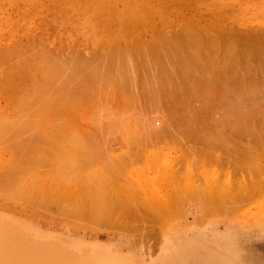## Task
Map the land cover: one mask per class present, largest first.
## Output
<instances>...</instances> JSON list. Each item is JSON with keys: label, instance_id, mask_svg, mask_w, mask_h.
Wrapping results in <instances>:
<instances>
[{"label": "rangeland", "instance_id": "374dc122", "mask_svg": "<svg viewBox=\"0 0 264 264\" xmlns=\"http://www.w3.org/2000/svg\"><path fill=\"white\" fill-rule=\"evenodd\" d=\"M263 40L264 0H0V122L12 124L16 119L18 109L12 102V99L16 97L14 91L20 87L22 89L27 86L32 87L34 80L31 84L28 80L36 79L37 75L38 81L42 79H39L41 76L39 72H42L39 71V66L45 62L42 58L47 57L53 60L52 57H54L57 63L60 60L56 64L54 60L46 59L51 62L45 63L47 68L43 64L44 68L40 69L45 71L52 68L53 70L45 72H52L55 75L59 73L60 78L63 79H61L64 87L62 89L67 92L62 91L64 94H60L61 99V95L66 96L63 97L65 100H62L64 108L54 112L55 115L52 113L53 116H47L48 120L45 124L42 123V126H36L33 129L30 127L21 136H12V134L10 136L8 133L9 139H6L7 136L4 135L7 142L0 138L3 144L5 143L4 146L0 144V181H2L0 182V264H264V114L262 113L264 112V98H262L264 89L260 87L261 89L257 90L259 85H264V70H261L264 69ZM192 47L193 52L198 49L196 53L199 62L195 61L194 57H197L193 55V52L192 55L188 54L191 53ZM178 48H182V52ZM176 50L179 51L178 55ZM229 53L232 59L228 56ZM8 55L10 57L15 55L14 61L20 65L21 69L17 64H13L15 62L12 61V57V60L10 57L9 60L6 59ZM172 56L176 59L171 60ZM179 57L190 60L183 61ZM34 60H37L36 64L41 61V64L37 66ZM246 60L250 61L249 65ZM101 61L104 63L101 64L102 66L99 65ZM9 62L10 64H6ZM11 62H13L12 65ZM180 63L183 67H180ZM186 64L191 65V68L188 67L191 69L188 70L190 73L185 69ZM193 64L196 65L195 68ZM148 65L149 69L152 67L151 74ZM232 65L233 69L236 68V73L232 72L234 71ZM251 65L254 67L250 69L248 66ZM79 66L80 68L77 69ZM255 66H259V69ZM82 67L87 68L86 72L83 70L82 73ZM170 67L172 69L169 70ZM243 67L249 68L251 76L248 69ZM32 69L37 71V73L33 71L36 75L32 74L35 78L26 77L25 74L30 76L33 73ZM173 69L175 77L171 76ZM243 69L247 70L246 74L249 76L245 75ZM126 70L128 74H123ZM147 70L150 75L146 74ZM154 70L156 74L153 73ZM197 70L199 73L195 72ZM231 72L235 75L234 77ZM228 73L231 74L228 75ZM253 74L254 78H251ZM182 76H185V79ZM206 76L210 77L211 81L214 80L213 85L211 81H208L209 78L206 80ZM227 76H229L228 79H225ZM244 76L247 77L244 78ZM83 77H86V81ZM97 79H101L100 82ZM235 79H239L236 81L240 82H236ZM249 79L251 82L248 81ZM28 82L30 85L27 84ZM42 82L43 80L39 84L42 85ZM246 82L252 88L257 85L258 88L255 87L257 91L253 93L252 88V91H248ZM146 83L148 84L145 86ZM233 83L237 86H232ZM185 85L189 87V91ZM192 86L193 88L190 89ZM209 86L212 87L208 88ZM245 86L247 88H244ZM209 89L212 91L207 92ZM109 91L113 94H109ZM239 91H246L247 96L245 97L246 94L243 95L241 92L243 97L239 98L238 96L241 95ZM237 92L239 94H236ZM248 92H252V96ZM101 93L103 99L99 96ZM256 97H260L261 103L260 99L256 100ZM245 98L248 102L251 101L249 98H252L251 107L255 103L253 107L255 109L259 102L258 118L249 119V110L247 113L244 112L248 106V102L247 104L243 102L247 101ZM237 109L239 112L241 109L243 113H240L241 115L247 114L248 121L245 120L247 119L245 115L246 122L242 120L244 117H240ZM131 111L132 113H128ZM250 112H252L251 109ZM25 113H31V109L26 110ZM81 116L83 118H80ZM57 121H60L58 125H61L54 127ZM242 122H245L246 126ZM238 124L242 126V129L240 125L237 126ZM253 124L258 126L255 127ZM228 125L231 126V130L227 129ZM233 125H236L235 128ZM243 126L247 127V131ZM148 128L150 133H153L152 136L154 132L162 131V134L149 137ZM158 128L160 130H157ZM65 129L72 134H66L68 139L72 138V141L64 135L66 132H62ZM142 129L144 133L147 132L146 136L144 133L141 134ZM187 129L189 130L186 131ZM233 129L237 131L233 133ZM52 130L57 131L55 134L57 136L52 134ZM0 131L4 132L3 129ZM35 131L40 132L39 136L36 133L37 138L29 134ZM139 131L141 133H138ZM209 132H211L210 136H208ZM1 133L0 137H3ZM180 133L183 134H181L182 137ZM240 133L244 135L240 136ZM58 135L61 136L58 137ZM212 135H217L219 139L215 137L216 140ZM25 136L29 138L28 141L25 140L27 144L30 139L37 140L35 142L31 140L27 146L24 145V148H27L24 152L21 145ZM73 138L76 139L73 141ZM11 139L21 142L17 141L16 145L14 141H12L14 143L11 142ZM73 142L76 144L80 142L79 146ZM210 142L216 146L207 147ZM32 143L35 145L33 146ZM203 143L209 144L205 146ZM80 144H83L82 149ZM223 144L228 145L227 149ZM234 144L240 146L242 151L238 148L239 151L237 150L236 153L237 147ZM85 147L92 152L84 149ZM214 147L218 148L215 150ZM31 148L35 149V153L30 152ZM78 148L82 151L80 154ZM200 148L202 152L204 151L203 153L199 150ZM86 150L90 153L89 155H83ZM36 151L38 154L41 153L40 156ZM26 155H35L36 158L30 157V161L24 162L26 167H22L24 158H29ZM87 156L94 157L95 161L92 159L94 161L92 162ZM226 156L230 161H227ZM32 158L35 160L33 161ZM39 161L40 163H37ZM241 163L243 166H239ZM19 168H31L28 174L21 172L24 175L22 180L20 179L22 175H18L23 169ZM16 172L17 175H15ZM32 174L35 176L34 179H37L34 182ZM77 175L79 176L76 179ZM26 177L29 178L26 179ZM28 179L31 180L28 181ZM58 179L62 182L60 183ZM21 182L28 186L24 185L25 188H22ZM29 185L34 187H30L33 189L34 197L32 193L30 194ZM20 186L22 189L18 190ZM174 187V191L176 188L179 189L176 191L178 194L173 192ZM26 188L28 192L25 191ZM189 188L192 189L191 193ZM200 188L207 189L206 191L202 189L205 191L202 192H208L209 196L200 194L202 193L198 192ZM21 190L24 192L21 193ZM246 190L249 191L246 192ZM41 191L43 193H40ZM25 192L26 197L23 196ZM211 193L213 201L209 200ZM18 194H21L23 198L15 200L14 197L19 198ZM241 194H244V197ZM39 195L44 198L38 197ZM198 195L204 198L209 197V199H203ZM173 197H176V200ZM183 199L184 202H182ZM211 201L216 204L217 209L211 207L214 206ZM204 208L208 210L205 211ZM149 210L154 213H150ZM97 214H99L98 217Z\"/></svg>", "mask_w": 264, "mask_h": 264}, {"label": "bare ground", "instance_id": "6f19581e", "mask_svg": "<svg viewBox=\"0 0 264 264\" xmlns=\"http://www.w3.org/2000/svg\"><path fill=\"white\" fill-rule=\"evenodd\" d=\"M194 31H196V30H194ZM205 31H206V30H205ZM183 33H184V32H183ZM195 33H198V32H195ZM188 34H189V32H188ZM207 34H208V30H207ZM190 35H191V34H190ZM205 35H206V34H205ZM209 35H210V34H209ZM187 36H188V35H187ZM193 36H194V35H193ZM184 37H185V36H184ZM212 37H213V36H212ZM176 38H177V37H176ZM214 38H215V37H214ZM167 40H168V39H167ZM171 42H172V40H171ZM228 42H229V41H228ZM235 42H236V41H235ZM174 43H175V42H174ZM183 43H184V42H183ZM237 43H238V42H237ZM262 43L264 44V40H263ZM169 44H170V43H169ZM185 44H186V43H185ZM196 44H197V43H196ZM227 44H228V43H227ZM256 44H257V43H256ZM260 44H261V43H260ZM167 45H168V44H167ZM242 45H243V44H242ZM261 45H262V44H261ZM164 46H166V45H164ZM225 46H226V45H225ZM225 46H224V47H225ZM253 46H254V45H253ZM257 46H259V45H257ZM174 47H175V46H174ZM180 47H181V46H180ZM190 47H191V46H190ZM197 47H198V46H197ZM226 47H227V46H226ZM226 47H225V49H226ZM156 48H157V47H156ZM186 48H187V47H186ZM188 48H189V47H188ZM194 48H196V47H194ZM202 48H203V47H202ZM213 48H214V47H213ZM171 49H172V48H171ZM178 49L181 51L182 48H178ZM242 49H243V47H242ZM247 49H248V48H247ZM257 49H258V48H257ZM149 50H150V49H149ZM168 50H169V49H168ZM186 50H187V49H186ZM188 50H189V49H188ZM197 50H198V49H197ZM197 50H196V52H197ZM212 50H213V49H212ZM218 50H219V48H218ZM232 50H233V49H232ZM232 50H231V51H232ZM237 50H238V49H237ZM248 50H249V49H248ZM252 50H253V48H252ZM263 50H264V49H263ZM115 51H116V50H115ZM147 51H148V50H147ZM194 51H195V49H194ZM233 51H234V50H233ZM242 51H244V50H242ZM258 51H259V50H258ZM149 52H150V51H149ZM169 52H170V51H169ZM177 52H179V51L176 50V54H177ZM181 52H182V51H181ZM181 52H180V53H181ZM185 52H186V51H185ZM187 52H189V51H187ZM192 52H193V47H192L191 53L189 52L188 54H191V55H192ZM196 52H193V55L197 57V53H196ZM208 52L210 53L209 50H208ZM224 52H225V50H224ZM247 52H248V51H247ZM260 52H261V51H260ZM125 53H126V52H125ZM131 53L133 54L132 51H131ZM131 53H130V54H131ZM135 53H136V52H135ZM141 53H142V52H141ZM163 53H164V52H163ZM230 53H232V52H230ZM230 53H229V55H228L229 57L231 56ZM169 54H170V53H169ZM176 54H174V56H175ZM181 54H182V53H181ZM186 54H187V53H186ZM214 54H215V53H214ZM220 54H221V53H220ZM227 54H228V52H227ZM243 54H245V53H243ZM38 55H39V54H38ZM133 55H134V54H133ZM159 55H160V54H159ZM177 55H178V54H177ZM184 55H185V54H184ZM184 55H179V56H180V57H181V56L184 57ZM204 55H205V54H204ZM237 55H239V54L237 53ZM240 55H241V53H240ZM13 56H14V57L11 56L13 60L11 59L10 55H8V58L6 57V59L9 60V57H10V59H11L13 62H15V61H14V60H15V55H13ZM35 56H36V55H35ZM113 56H114V55H113ZM116 56H117V55H116ZM116 56H115V57H116ZM128 56H129V55H128ZM162 56H163V55H162ZM198 56H199V55H198ZM232 56H233V55H232ZM245 56H246V54H245ZM18 57H19V56H18ZM41 57H43V56H41ZM69 57H70V56H69ZM119 57H120V56H119ZM121 57H122V55H121ZM129 57H130V56H129ZM129 57H127V58L130 59ZM136 57H137V56H136ZM166 57H167V56H166ZM180 57H179V59H180ZM186 57H188V56L186 55ZM4 58H5V57H4ZM38 58L41 59L39 56H38ZM38 58H35V59H38ZM52 58H53V60H54V57H52ZM62 58H64V57H62ZM67 58H68V57H67ZM100 58H101V57H100ZM111 58H112V57H111ZM116 58H117V57H116ZM145 58H146V56H145ZM149 58H150V57H149ZM158 58H159V57H158ZM173 58L176 59V57H173V56H172V59H171V60H174ZM211 58H212V57H211ZM230 58H231V57H230ZM252 58H253V57H252ZM254 58L256 59V57H254ZM16 59H17V58H16ZM42 59H45V60H44L45 62L43 61V62H44V63H43L44 65H45V63H46V64H47V63L49 64V62L53 61L52 59H49V58L47 59V57L42 58ZM46 59H47V60H51V61H47ZM55 59H57V58H55ZM65 59H66V57H65ZM69 59H70V58H69ZM80 59H81V58H80ZM98 59H99V58H98ZM112 59H113V58H112ZM123 59H124V58H123ZM128 59H127V60H128ZM185 59L187 60L188 58H185ZM185 59L183 58V59H180V60H183V61H184ZM194 59H195V61H198V57H197V58L194 57ZM196 59H197V60H196ZM215 59H216V58H215ZM222 59H223V58H222ZM228 59H229V58H228ZM231 59H232V58H231ZM241 59H243V58L241 57ZM241 59H240V60H241ZM249 59L251 60L250 56H249ZM4 60H5V59H4ZM7 60H6V61H7ZM11 60H10V61H11ZM18 60H19V59H18ZM22 60H23V59H22ZM58 60H59V59H58ZM61 60H62V59H61ZM84 60H85V58H84ZM124 60H125V59H124ZM127 60H126V61H127ZM130 60H131V59H130ZM130 60H129V61H130ZM133 60H134V59H133ZM145 60H146V59H145ZM147 60H148V59H147ZM188 60H190V59H188ZM213 60H214V59H213ZM216 60H217V59H216ZM244 60H245V59H244ZM6 61H4V63H5ZM26 61H27V60H26ZM34 61H35V60H34ZM36 61H37V60H36ZM36 61L34 62L35 64H36ZM54 61H55V60H54ZM70 61H72V60L70 59ZM73 61H75L74 58H73ZM76 61H77V59H76ZM90 61H92V60H90ZM134 61H135V60H134ZM153 61H154V59H153ZM160 61H161V60H160ZM165 61H166V60H165ZM178 61H179V60H178ZM178 61H177V62H178ZM203 61H204V60H203ZM221 61H222V60H221ZM229 61H230V59H229ZM13 62H11V65H12ZM40 62H41V61H40ZM40 62H39V64H41ZM55 62H56V64H58V63L60 62V60H59L58 63H57V61H55ZM61 62H62V61H61ZM82 62H83V61H82ZM94 62H95V61H93V63H94ZM96 62H97V60H96ZM104 62H105V61H104ZM107 62H108V61H107ZM109 62H110V61H109ZM135 62H136V61H135ZM169 62H170V60H169ZM198 62H199V61H198ZM206 62H207V61H206ZM213 62H214V61H213ZM215 62H216V61H215ZM222 62H223V61H222ZM226 62H227V61H226ZM236 62H237V61H236ZM244 62H245V61H244ZM248 62H250V61H248ZM248 62H247V60H246V63H247V64H248ZM21 63L23 64V61H21ZM73 63H74V62H73ZM75 63H76V62H75ZM102 63H103V62L101 61V62L99 63V65H101ZM117 63H118V62H117ZM132 63H133V62H132ZM153 63L155 64V62H153ZM171 63H173V62H171ZM171 63H170V64H171ZM178 63H179V62H178ZM192 63H193V61H192ZM192 63H191V64H192ZM224 63H225V62H224ZM239 63H240V62H239ZM239 63H238V64H239ZM251 63H253V62H251ZM255 63H256V62H255ZM6 64H10V62H9V63H6ZM13 64H15V65L17 64V66L20 67V65H18V63H16V62L13 63ZM37 64H38V63H37ZM37 64H36V65H37ZM39 64H38V65H39ZM43 64H41L39 67H40V68H42V67L44 68V66H42ZM52 64H53V63H52ZM52 64H51V65H52ZM77 64H78V63H77ZM77 64H76V66H77ZM79 64H80V63H79ZM89 64H90V63H89ZM103 64H104V63H103ZM103 64H102V65H103ZM120 64H121V63H120ZM128 64H129V62H128ZM145 64H146V63H145ZM148 64H149V63H148ZM166 64L168 65L167 62H166ZM166 64H165V65H166ZM173 64H174V63H173ZM207 64H209V63L207 62ZM226 64H227V63H226ZM226 64H225L224 66H226ZM231 64H232V63H231ZM231 64H230V65H231ZM235 64L237 65V63H235ZM235 64H234V66H235ZM241 64H243V63H241ZM23 65H24V64H23ZM38 65H37V66H38ZM80 65H81V64H80ZM87 65H88V63H87ZM90 65H92V63H91ZM93 65H94V64H93ZM102 65H101V66H102ZM105 65H106V64H105ZM126 65H127V64H126ZM135 65H136V63H135ZM181 65H183V64L180 63V67H183V66H181ZM228 65H229V64H228ZM228 65H227V66H228ZM239 65H240V64H239ZM244 65H245V64H244ZM248 65H249V64H248ZM257 65H258V64H257ZM27 66H28V65H27ZM34 66H35V65H34ZM37 66H35V67H37ZM64 66H65V65H64ZM74 66H75V65H74ZM107 66H108V65H107ZM107 66H106V67H107ZM124 66H125V65H124ZM152 66H153V65H152ZM158 66H159V65H158ZM168 66H169V65H168ZM170 66H171V65H170ZM184 66H185V65H184ZM186 66H187V68H185V69L187 70V72L190 73V71H188V70H191V69H190V68H191V65H190V64H189V65L186 64ZM186 66H185V67H186ZM195 66H196V65L193 64V67H194V68H195ZM206 66H208V65H206ZM224 66H223V68H224ZM232 66H233V65H232ZM234 66L232 67V69L234 68ZM252 66L254 67V65H251V66H248V67H250V69H251V68H253ZM263 66H264V65H263ZM35 67H34V68H35ZM45 67H46V65H45ZM61 67H62V66H61ZM99 67H100V66H99ZM137 67H138V66H137ZM147 67H148V69H149L150 66L148 65ZM165 67H166V66H165ZM172 67H173V66H172ZM180 67H179V69H180ZM188 67H190V68H188ZM229 67H230V66H229ZM239 67H240V66H239ZM248 67H243V68H245V69L247 68V69H248V73H249V75L251 76ZM255 67H256V66H255ZM40 68H39V71L41 70V71L43 72L44 69L42 70V69H40ZM46 68H47V67H46ZM76 68H77V67H76ZM79 68H80V66H79L77 69H79ZM103 68H104V67H103ZM124 68H125V67H124ZM145 68H146V67H145ZM240 68H241V67H240ZM240 68H239V70H240ZM20 69H21V67H20ZM22 69H23V68H22ZM85 69L87 70V68L82 67V73H83V70H85ZM100 69H102V67H100ZM100 69H98V70H100ZM105 69H106V68H105ZM105 69H104V70H105ZM132 69H133V68H132ZM170 69H172V68L170 67L169 70H170ZM182 69H184V68H181V70H182ZM185 69H184L183 71H185ZM196 69H198V68L196 67ZM204 69H205V68H204ZM215 69H216V67H215ZM215 69H212V70H215ZM219 69H221V68H219ZM256 69H259V66H257ZM25 70H26V69H25ZM36 70H37V68H36ZM36 70H33V69H32V72H33V71H36ZM46 70L50 71V70H53V69L50 68V70H49V69H45V71H46ZM61 70H62V69H61ZM86 70H85V72H86ZM98 70H97V71H98ZM110 70H111V69H110ZM149 70H150V74H151V72H152V71H151V70H152V67H151V69H149ZM181 70H178V71H181ZM209 70H210V69H209ZM217 70H218V69H217ZM233 70H234V71H232V72H234V73L237 72V71L235 72L236 68L233 69ZM243 70H244V69H243ZM261 70H264V69H261ZM20 71H21V70H19V72H20ZM37 71H38V70H37ZM37 71H36V73H37ZM45 71H44L43 73H42V72H41V73L39 72V75H41V76H39V79L42 78L41 80H43L42 85H40V84H41V80H39V81L37 80V78H38L37 76H38V75L36 76V79L31 78L32 74L36 75L35 72L31 73L30 76H28L27 74L24 73V71H22V72L25 74L26 77H28V78L30 77V78H31V80H28V81L30 82V84L32 83V82H31L32 80H34V82H33L34 84L32 83V84H31L32 87H31V86H30V87L27 86L25 89H22V87H20V89H19V88H16V91H14L15 89L12 90V91H14L15 94H16V95H14V96H16V97L13 96L15 99H14V100L12 99V102H14V106H15V108L18 109V114H17V116H16V119L12 122V124L5 123V122H3V123L0 122V126H2V127H0V130L3 129V131H4V132L2 131L4 134L1 133V131H0V133L2 134L1 136H3V137H0V138L4 139V142L6 141V139H9V138H8V133H9L10 136H11V134H12V136H21V135H24V133L27 132V129H30V127L33 129V128L36 127V126H37V127H38V126H39V127L42 126V125H43L42 123L45 124V123L47 122V120H48V119H47V118H48L47 116L52 115V113L56 112L57 110H58V111H61V110H59L60 108H61V109L64 108V107H63V106H64V105H63V101H64L65 99H63V97H64L65 95H64V96L61 95L62 99L60 98V94H64V93H62V91H63V89H62V87H63V86H62V83H63L62 80H63V79L60 78V74H59V73H58V75H55V74H52V72H48V71L45 72ZM55 71H56V70H55ZM57 71H58V70H57ZM57 71H56V72H57ZM74 71H75V69H74ZM76 71H77V70H76ZM78 71H79V70H78ZM93 71H94V70H93ZM113 71H114V70H113ZM147 71H148V70H147ZM165 71H166V70H165ZM172 71H173V72H172L173 74L171 73V74H172L171 76L174 75V69H173ZM224 71H225V70H224ZM230 71H231V70H230ZM240 71H241V70H240ZM244 71H245V75H247V74H246V71H247V70H244ZM250 71H251V70H250ZM252 71H253V69H252ZM64 72H65V71H64ZM64 72H63V73H64ZM66 72H67V71H66ZM114 72H115V71H114ZM119 72H121V70H120ZM144 72H145V70H144ZM168 72L170 73L171 71H168ZM168 72H167V74H168ZM195 72L199 73L198 70L195 71ZM206 72H207V71H206ZM206 72H204V73H206ZM208 72H209V71H208ZM214 72H215V71H214ZM217 72H219V71H217ZM232 72H231V73H232ZM253 72H254V71H253ZM258 72H260V71H258ZM20 73H21V72H20ZM61 73H62V72H61ZM91 73L93 74V72H91ZM91 73H90V74H91ZM95 73H96V72H95ZM126 73H127V70H126V72L123 71V74H126ZM153 73L156 74L155 70H154ZM177 73H178V72H177ZM179 73H181V72H179ZM212 73H213V72H212ZM223 73H224V72H223ZM226 73H227V71L225 72L224 76L226 75ZM231 73H228V75L231 74ZM240 73H241V72H240ZM260 73H261V72H260ZM260 73H258V74H260ZM18 74H19V73H18ZM21 74H22V73H21ZM24 74H23V77H25ZM87 74H89V73H87ZM92 74H91V76H92ZM112 74H113V73H112ZM112 74H111V75H112ZM117 74H118V71H117ZM117 74H114V75L117 76ZM127 74H128V73H127ZM141 74H142V73H141ZM146 74L148 75V74H149V71H148V73H146ZM150 74H149V75H150ZM158 74H159V73H158ZM191 74H192V71H191ZM237 74H238V73H237ZM34 75H33L32 77L35 78ZM63 75H64V74H63ZM65 75H66V74H65ZM65 75H64V76H65ZM68 75H69V74H67V76H68ZM85 75H86V74H85ZM96 75H98V74H96ZM109 75H110V74H109ZM119 75H120V74H119ZM142 75H143V74H142ZM152 75H153V74H152ZM168 75H169V74H168ZM178 75H179V74H178ZM186 75H187V74L185 73V76H186ZM196 75H197V74H196ZM199 75H200V74H199ZM202 75H203V74H202ZM206 75H207V74H206ZM232 75H233V73H232ZM242 75H243V74H242ZM242 75H240V76H242ZM249 75H247V76H249ZM81 76H82V75H81ZM91 76H90V77H91ZM102 76H103V75H102ZM105 76H106V75H105ZM116 76H114V77H116ZM134 76H135V75H134ZM158 76H159V75H158ZM185 76H182V78L184 77V79H185ZM210 76H211V74H210ZM234 76H235V75H233V77H234ZM247 76H244V78L247 77ZM21 77H22V76H21ZM56 77H57V79H56ZM68 77H69V76H68ZM98 77H99V76H98ZM111 77H112V76H111ZM121 77H122V75H121ZM121 77L118 76V78H120V79H121ZM126 77H128V76H126ZM150 77H151V76H150ZM159 77H161V76H159ZM167 77H168V76H167ZM173 77H175V75H174ZM197 77H198V76H197ZM228 77H229V76H227V78L225 77V79H228ZM58 78H60V79H58ZM83 78H84V80H85L86 77H83ZM92 78H93V77H92ZM94 78H95V77H94ZM94 78H93V79H94ZM103 78H104V77H103ZM112 78H113V77H112ZM129 78H130V77H129ZM151 78H152V77H151ZM163 78H165V77H163ZM180 78H181V77H180ZM208 78H209V80H208ZM235 78H236V77H235ZM239 78H241V77H239ZM251 78H254V74H253V77H251ZM23 79H24V78H23ZM61 79H62V80H61ZM93 79H90V80H93ZM101 79H102V78H101ZM101 79H100V80H101ZM109 79H110V78H109ZM184 79H183V80H184ZM215 79H216V78H215ZM217 79H218V78H217ZM98 80H99V79H97V81H98ZM100 80H99L98 82H100ZM105 80H106V79H105ZM123 80H124V79H123ZM126 80H127V79H126ZM136 80H137V79H136ZM142 80H143V79H142ZM146 80H147V77H146ZM152 80H153V79H152ZM152 80H151V81H152ZM164 80H165V79H164ZM199 80H200V79H199ZM203 80H204V79H203ZM203 80H202V81H203ZM206 80L211 81L210 77H207V76H206ZM231 80H232V79H231ZM231 80H230V82H231ZM236 80H239V79H235V81H236ZM242 80H243V79H242ZM252 80H254V79H252ZM35 81H36V83H35ZM72 81L74 82V80H72ZM85 81H86V80H85ZM94 81H95V80H94ZM121 81H122V80H121ZM127 81H128V80H127ZM131 81H132V79H131ZM131 81H130V82H131ZM151 81H150V82H151ZM154 81H155V79H154ZM160 81H161V80H160ZM162 81H163V80H162ZM170 81H171V80H170ZM177 81H178V80H177ZM190 81H191V80H189V82H190ZM213 81H214V80H212L211 83H212ZM216 81H217V80H216ZM218 81H219V80H218ZM223 81H224V80H223ZM243 81H244V80H243ZM248 81H250V79H249ZM29 82H28L27 84H29ZM64 82H66V81H64ZM80 82H81V81H80ZM98 82H97V83H98ZM101 82H102V81H101ZM113 82H114V81H113ZM113 82H112V85H114ZM115 82H116V81H115ZM115 82H114V83H115ZM119 82H120V81L118 80V83H119ZM123 82H126V81H123ZM130 82H129V84H130ZM144 82H145V81H144ZM166 82H167V81H166ZM194 82H195V81H194ZM226 82H227V81H226ZM236 82H240V81H236ZM250 82H251V81H250ZM22 83H23V81H22ZM24 83H25V82H24ZM39 83H40V84H39ZM74 83H75V82H74ZM78 83H79V82H78ZM81 83H83V82H81ZM85 83H86V82H85ZM88 83H89V82H88ZM141 83H142V82H141ZM157 83H158V82H157ZM157 83H155V84L157 85ZM162 83H163V82H162ZM162 83H161V84H162ZM170 83H171V82H170ZM176 83H178V82H176ZM179 83H180V82H179ZM214 83H215V82H214ZM228 83H229V82H228ZM228 83H227V84H228ZM25 84H26V83H25ZM30 84H29V85H30ZM37 84H38V85H37ZM67 84H68V81H67ZM106 84H107V83H106ZM106 84H105V85H106ZM109 84H110V82H109ZM127 84H128V83H127ZM138 84H139V83H138ZM147 84H148V83H146L145 86H146ZM153 84H154V83H153ZM153 84H152V85H153ZM164 84H165V83H164ZM167 84H168V83H167ZM167 84H165V85H167ZM192 84H193V83H192ZM192 84H190V85H192ZM215 84H216V83H215ZM225 84H226V83H225ZM245 84H246V86L249 87V85H247V82H246ZM248 84H249V82H248ZM253 84H254V82H253ZM23 85H24V84H23ZM33 85H34V86H33ZM78 85H79V84H78ZM78 85H77V86H78ZM119 85H120V84H119ZM142 85H144V84H142ZM181 85H183V84H181ZM212 85H213V83H212ZM233 85H234V86H237L235 83H233L232 86H233ZM242 85H243V84H242ZM25 86H26V85H25ZM66 86H67V85H66ZM79 86H80V85H79ZM116 86H117V84H116ZM123 86H124V85H123ZM128 86L130 87V85H128ZM157 86H158V85H157ZM172 86H173V85H172ZM185 86H186V85H185ZM229 86H231V85L229 84ZM243 86H244V85H243ZM243 86H242V87H243ZM246 86H245L244 88H247ZM14 87H15V86H14ZM34 87H36V88H34ZM70 87H71V86H70ZM70 87H69V88H70ZM101 87H102V86H101ZM106 87H107V86H106ZM113 87H114V86H113ZM152 87H153V86H152ZM154 87H155V85H154ZM183 87H184V86H183ZM206 87H207V85H206ZM206 87H205V88H206ZM211 87H212V86H209L208 88H211ZM215 87H216V86H215ZM255 87L258 88V86L255 85L253 88H252V86H251V87H249V88H247V89H249L248 91H252V90L254 89V90H253V93H255L257 90L259 91L261 88L264 89V85H263V84H262V86L259 85V89L256 88L257 90L255 89ZM260 87H261V88H260ZM27 88H29V90H28ZM30 88H31V89H30ZM33 88H34V89H33ZM63 88H64V87H63ZM96 88H97V87H96ZM96 88H95V89H96ZM102 88H103V87H102ZM102 88H101V89H102ZM120 88H121V86H120ZM135 88H136V87H135ZM172 88H173V87H172ZM175 88H176V87H175ZM184 88H185V87H184ZM186 88H187V86H186ZM186 88H185V89H186ZM188 88H189V87H188ZM188 88H187V89H188ZM191 88H193V86L190 87V89H191ZM196 88H197V87H196ZM221 88H222V87H221ZM223 88H224V87H223ZM223 88H222V89H223ZM238 88H239V87H238ZM240 88H241V85H240ZM251 88H252V90H251ZM12 89H13V88H12ZM65 89H66V87H65ZM71 89H72V88H71ZM83 89H84V88H83ZM105 89H106V88H105ZM114 89H115V88H114ZM114 89H112V90H114ZM130 89H131V88H129V90H130ZM148 89H149V88H148ZM157 89H159V88H157ZM157 89H155V90H157ZM166 89H167V88H166ZM169 89H170V88H169ZM182 89H183V88H182ZM206 89H207V88H206ZM212 89H213V88H212ZM222 89H221V90H222ZM224 89H225V88H224ZM242 89H243V88H242ZM242 89H241V90H242ZM247 89H245V90L247 91ZM69 90H70V89H69ZM87 90H88V89H87ZM99 90H100V89H99ZM162 90H163V89H162ZM255 90H256V91H255ZM78 91H79V90H78ZM117 91H118V90H117ZM122 91H123V90H122ZM169 91H170V90H169ZM179 91H180V90H179ZM188 91H189V89H188ZM188 91L185 90V92H187V93H188ZM200 91H201V90H200ZM206 91H207V90H206ZM210 91H212V90L209 89L207 92H210ZM226 91H227V90H226ZM243 91H244V90H243ZM243 91H241V92H243ZM246 91L242 93L243 95H244V93L246 94L245 97L247 96V92H246ZM63 92H66V91L64 90ZM76 92H77V91H76ZM76 92H75V94H76ZM84 92H85V91H84ZM100 92H101V91H100ZM109 92H110L109 94L112 93L111 91H109ZM128 92H129V91H128ZM213 92H214V90H213ZM221 92H224V91H221ZM221 92H220V93H221ZM239 92H240V91H239ZM241 92H240V94H241ZM66 93H67V92H66ZM78 93H79V92H78ZM97 93H98V92H97ZM104 93H105V92H104ZM107 93H108V92H106V94H107ZM135 93H136V92H135ZM151 93H152V91H151ZM154 93H155V91H154ZM159 93H161V92L159 91ZM170 93H172V92H170ZM226 93H227V92H226ZM232 93H233V92H232ZM232 93H231V94H232ZM248 93H250L249 95L252 96V92H248ZM259 93H260V92H259ZM259 93H257V94L259 95ZM262 93H263V90H262ZM262 93H261V94H262ZM99 94H100V93H99ZM109 94H108V95H109ZM112 94H113V93H112ZM196 94H197V92H196ZM198 94H199V93H198ZM236 94H239V93L237 92ZM242 94H241L240 96H238V97H239V98L243 97ZM257 94H256V95H257ZM12 95H13V94H12ZM155 95H156V94H155ZM166 95H167V94H166ZM212 95H213V94H212ZM232 95H233V94H232ZM254 95H255V94H254ZM258 95H257V96H258ZM262 95H263V94H262ZM99 96H101V98H102V93H101V95H99ZM104 96H105V95H104ZM122 96H123V95H122ZM129 96H130V95H129ZM147 96H148V95H147ZM159 96H160V95H159ZM199 96H200V95H199ZM202 96H203V95H202ZM228 96H229V95H228ZM230 96H231V95H230ZM233 96H234V95H233ZM65 97H66V96H65ZM120 97H121V96H120ZM170 97H171V96H170ZM170 97H169V98H170ZM178 97H179V96H178ZM200 97H201V96H200ZM234 97H235V96H234ZM248 97H249V96H248ZM261 97H262V96H261ZM103 98H104V97H103ZM103 98H102V99H103ZM121 98H122V97H121ZM128 98H129V97H128ZM151 98H152V96H151ZM190 98H191V97H190ZM194 98H195V97H194ZM231 98H232V97H231ZM256 98H257V97H256ZM262 98H264V96H263ZM82 99H83V98H82ZM107 99H108V98H107ZM118 99H119V98H118ZM131 99H132V98H131ZM156 99H157V98H156ZM166 99H168V98H166ZM200 99H202V98H200ZM203 99H204V98H203ZM225 99H226V98H225ZM227 99H228V97H227ZM245 99L247 100V98H245ZM259 99H260V97L257 98L256 100H259ZM62 100H63V101H62ZM67 100L70 101V99H67ZM67 100H66V101H67ZM79 100H80V99H79ZM124 100H126L125 97H124ZM137 100H138V99H137ZM172 100H173V99H172ZM179 100H180V99H179ZM219 100H220V99H219ZM231 100H232V99H231ZM237 100H238V99H237ZM241 100H242V99H241ZM250 100L252 101V98H249V101H250ZM262 100H263V99H262ZM66 101H65V102H66ZM71 101H72V100H71ZM73 101H74V97H73ZM73 101H72V102H73ZM86 101H87V100H86ZM106 101H107V100H106ZM194 101H195V100H194ZM200 101H201V100H200ZM220 101H221V100H220ZM222 101H223V100H222ZM251 101H250V102H251ZM254 101H255V100H254ZM259 101H260V103H261V99H260ZM72 102H71V103H72ZM79 102H80V101H79ZM82 102H83V101H82ZM132 102H133V101H131V103H132ZM135 102H136V101H135ZM135 102H134V103H135ZM154 102H155V100H154ZM226 102H227V101H226ZM228 102H229V101H228ZM234 102H236V101H234ZM243 102H244V104H247L248 100H247V101H243ZM243 102H242L241 104H243ZM245 102H246V103H245ZM250 102H248V106H246L247 108L244 109V112L246 111L245 113H247V111L249 110V113H250V114H248V115H249L250 117H249V116H248V117H249V119L252 118V120H254V119H256V118L259 117V112H257V109H258V105L260 106V104H259V102L257 103V101H256V103H257V107H256V109H255V108H253V107H255V106H254L255 103L253 102V103H254V104H252L253 107H251V103H250ZM262 102H263V101H262ZM76 103H77V102H76ZM76 103H75V104H76ZM86 103H87V102H86ZM134 103H133V104H134ZM148 103H149V102H148ZM203 103H204V102H203ZM210 103H211V102H210ZM218 103H219V102H218ZM232 103H233V102H232ZM69 104H70V103H69ZM97 104H98V103H97ZM126 104H127V103H126ZM137 104H138V103H137ZM150 104H151V103H150ZM150 104H149V105H150ZM224 104H225V103H224ZM230 104H231V103H230ZM237 104H239L238 101H237ZM85 105H89V104H85ZM101 105H103V104H101ZM120 105H121V104H120ZM155 105H156V104H155ZM155 105H154V106H155ZM157 105H158V104H157ZM201 105H202V104H201ZM227 105H228V104H227ZM234 105L236 106V103H235ZM249 105H250V107H249ZM65 106H66V105H65ZM75 106H76V105H75ZM131 106H132V105H131ZM159 106H160V105H159ZM187 106H188V105H187ZM222 106H223V105H222ZM224 106H225V105H224ZM237 106L239 107V105H237ZM132 107H133V106H132ZM238 107H235V108H238ZM248 107L251 109L252 112H250V109H249ZM75 108H76V107H75ZM75 108H74V109H75ZM77 108H78V107H77ZM133 108H134V107H133ZM156 108H157V107H156ZM160 108H161V107H160ZM221 108H222V107H221ZM230 108H231V107H230ZM232 108H234V107H232ZM260 108H262V107H260ZM260 108H259V109H260ZM263 108H264V104H263ZM263 108H262V109H263ZM28 109H31V113H25L26 110H28ZM97 109H98V108H97ZM103 109H104V108H103ZM121 109H123L122 106H121ZM125 109H126V108H125ZM150 109H151V107H150ZM198 109H199V108H198ZM223 109H224V107H223ZM253 109H254V110H253ZM98 110H99V109H98ZM98 110H97L96 112H98ZM119 110H120V107H119L118 111H119ZM195 110H197V109H195ZM219 110H220V107H219ZM227 110H228V109H227ZM233 110H234V109H233ZM239 110H240V112H239L238 109H237L238 113L240 114V113L243 111V107H242V111H241V109H239ZM121 111H122V110H121ZM160 111H161V110H160ZM173 111H174V110H173ZM204 111H205V110H204ZM223 111H224V110H223ZM225 111H226V110H225ZM235 111H236V110H235ZM255 111H256V112H255ZM260 111H261V110H260ZM63 112H64V110H63ZM87 112H90V111H87ZM119 112H120V111H119ZM157 112H158V111H157ZM216 112H217V111H216ZM231 112H232V111H230V113H231ZM61 113H62V112H61ZM64 113H65V112H64ZM128 113H132V111H131V112H128ZM227 113H228V112H227ZM238 113H237V114H238ZM255 113H256V114H255ZM257 113H258V115H257ZM262 113L264 114V112H262ZM122 114H123V113H122ZM169 114H170V113H169ZM239 114H238L237 116H239ZM241 114H243V113H241ZM241 114H240V117L243 118L245 114H244V115H241ZM252 114H253V116H251ZM54 115H55V113H54ZM70 115H72V114H70ZM123 115H125V114H123ZM134 115H136V114H134ZM151 115H152V114H151ZM208 115H209V114H208ZM220 115H221V114H220ZM223 115H224V114H223ZM235 115H236V113H235ZM235 115H233V116H234L235 119H236V116H235ZM52 116H53V115H52ZM79 116H80V115H79ZM79 116H78V117H79ZM137 116H138V114H137ZM139 116H140V115H139ZM141 116H142V115H141ZM158 116H159V115H158ZM233 116H232V117H233ZM242 116H243V117H242ZM246 116H247V114L245 115V117H246ZM257 116H258V117H257ZM46 117H47V118H46ZM94 117H95V116H94ZM149 117H150V116H149ZM180 117H181V116H180ZM191 117H192V116H191ZM214 117H216V116H214ZM232 117H230V118H232ZM245 117H244L242 120H244ZM254 117H255V118H254ZM74 118H76V117L74 116ZM80 118H83V117L81 116ZM80 118H79V119H80ZM136 118H137V117H136ZM170 118H171V116H170ZM223 118H224V117H223ZM238 118H239V117H238ZM246 118H247V117H246ZM137 119H139V118H137ZM188 119H189V118H188ZM62 120H63V118H62ZM97 120H98V119H97ZM149 120H150V118H149ZM149 120H148V121H149ZM169 120H170V119H169ZM240 120H241V119H239V121H240ZM245 120L248 121V118L245 119ZM245 120H244V121H245ZM142 121H143V120H142ZM153 121H154V120H153ZM160 121H161V119H160ZM170 121H171V120H170ZM187 121H188V120H187ZM236 121H237V120H236ZM236 121H235V122H236ZM59 122H60V121H59ZM59 122L57 121V124L55 123V124H54V127H55V125H58ZM137 122H138V120H137ZM151 122H152V121H151ZM175 122H176V121H175ZM180 122H181V121H180ZM180 122H179V123H180ZM198 122H199V121H198ZM245 122H246V121H245ZM245 122H242V123H244V125H245ZM258 122H260V121H258ZM258 122H257V123H258ZM146 123H147V122H146ZM153 123H154V122H153ZM162 123H163V122H162ZM162 123H160V124H162ZM192 123H193V122H192ZM231 123H232V122H231ZM249 123H250V122H249ZM255 123H256V122H255ZM140 124H141V123H140ZM150 124L152 125V123H150ZM158 124H159V123H158ZM164 124H165V123H164ZM175 124H176V123H175ZM177 124H178V122H177ZM177 124H176V125H177ZM187 124H188V123H187ZM189 124H190V123H189ZM229 124H230V121H229ZM232 124H233V123H232ZM235 124H237V122H236ZM247 124H248V122H247ZM261 124H262V123H261ZM60 125H61V124H59L58 126H60ZM141 125H142V124H141ZM182 125H184V124H182ZM239 125H240V124H238L237 126H239ZM253 125H255V124H253ZM253 125H252V126H253ZM144 126H145V125H144ZM152 126H153V125H152ZM152 126H151V127H152ZM191 126H192V125H191ZM193 126H195V125L193 124ZM229 126H230V125L227 126V129L229 130V128H230V130H231V126H230V127H229ZM235 126H236V125H233V128H235ZM240 126H241V125H240ZM245 126H246V125H245ZM245 126H243V128H245ZM256 126H258V125H255V127H256ZM259 126H260V123H259ZM148 127H149V126H148ZM157 127H158V126H157ZM161 127H162V126H161ZM161 127H160V128H161ZM262 127H263V126H262ZM61 128H63V127H61ZM144 128H146V127H144ZM144 128H143V129H144ZM160 128H158L157 130H160ZM169 128H170V127H169ZM177 128H178V126H177ZM186 128H187V127H185V129H186ZM193 128H194V127H193ZM239 128H240V127H239ZM239 128H238V129H239ZM246 128H247V127H246ZM246 128H245V129H246ZM66 129H67V128H66ZM66 129H65V131H63L64 129L62 130V132H64V133L66 132L64 135H66L68 132H70L69 130L66 131ZM143 129H142V131H143ZM150 129L153 130V128H150ZM181 129H182V128H181ZM190 129H191V127H190ZM221 129H223V128H221ZM236 129H237V128H236ZM240 129H242V126H241ZM5 130H6V131H5ZM137 130H138V129H137ZM140 130H141V129H140ZM147 130L149 131V128H148ZM147 130H146V131H147ZM167 130H168V129H167ZM173 130H174V129H173ZM188 130H189V129H187L186 131H188ZM219 130H220V129H219ZM223 130H225V128H224ZM233 130H234V129H233ZM261 130H262V129H261ZM263 130H264V129H263ZM154 131H155V130H154ZM171 131H172V130H171ZM186 131H185V134H186ZM192 131H193V130H192ZM211 131H212V129H211ZM235 131H237V130H234L233 133H235ZM243 131H245V130L243 129ZM246 131H247V129H246ZM248 131H249V130H248ZM5 132H6V133H5ZM56 132H57V131H56ZM56 132H54V131L52 130V134L54 133V136H57V135H55ZM144 132H145V131H143V132L141 133V131H139L138 133L143 134ZM199 132H200V131H199ZM220 132L222 133L221 130H220ZM258 132H259V131H258ZM32 133H33V134H32ZM36 133H37L36 131H35V132H29L30 135L36 136V138H37ZM133 133H134V132H132V134H133ZM148 133H149V135H148L149 137H150L151 134L153 135V133H152V132L150 133V131H149ZM156 133H158V132H156ZM156 133L154 132V136H160V135L162 134V131H161V132L159 131L158 135H156ZM160 133H161V134H160ZM167 133H168V132H167ZM170 133H171V132H170ZM172 133H174V132H172ZM183 133H184V131H183ZM190 133H192V132H190ZM202 133H203V132H202ZM209 133H210V134H209ZM209 133H208V134H209L208 136L211 135V132H209ZM238 133H239V132H238ZM238 133H236V135H237ZM243 133H244V132H243ZM243 133H242V134L240 133L239 135H240V136H241V135L243 136V135H244ZM248 133H249V132H248ZM37 134H38V136H39V135H40V132L37 133ZM69 134L72 135L71 133H68V135H69ZM141 134H140V135H141ZM159 134H160V135H159ZM168 134H169V133H168ZM181 134H182V133H180V136H181ZM185 134H184V135H185ZM187 134H188V132H187ZM205 134H206V132H205ZM260 134H261V131H260ZM260 134H259V135H260ZM4 135L7 136L6 139L4 138ZM64 135H63V136H64ZM68 135H66V137H67ZM144 135L146 136V135H147V132L144 133ZM144 135H141V137H142V136L144 137ZM152 135H151V136H152ZM163 135H164V133H163ZM165 135H166V132H165ZM169 135H170V134H169ZM172 135H173V134H172ZM182 135H183V134H182ZM247 135H248V134H247ZM247 135H246V136H247ZM251 135H252V134H251ZM59 136H61V135H58V137H59ZM137 136H139V135H137ZM137 136H136V137H137ZM154 136H152V137H154ZM178 136H179V135H178ZM188 136H189V134H188ZM212 136H213V135H212ZM255 136H256V135H255ZM25 137H26V136H25ZM25 137H24V138H25ZM58 137H57V138H58ZM134 137H135V136H134ZM171 137H172V136H171ZM181 137H182V136H181ZM184 137H186V135H185ZM184 137H183V138H184ZM213 137H214V138H215V137L218 138L217 135H216V136H213ZM235 137H237V136H235ZM238 137H239V136H238ZM238 137H237V138H238ZM249 137H250V136H249ZM16 138H17V137H16ZM16 138H15V139H16ZM24 138H23V139H24ZM174 138H175V137H174ZM176 138H177V136H176ZM216 138H215V139H216ZM250 138H251V137H250ZM254 138H255V137H254ZM2 139L0 140V141H1V143H0L1 145L3 144V140H2ZM17 139H18V138H17ZM20 139H21V141H22V138H20ZM26 139H27V141H28L29 138L26 137V138L24 139V141H25ZM67 139H68V137H67ZM71 139H72V138H71ZM71 139H68V140L72 141ZM74 139H76V138H73V141H74ZM215 139H214V140H215ZM218 139H219V138H218ZM252 139H253V138H252ZM252 139H251V140H252ZM257 139H258V138H257ZM31 140H32V142H35L37 139H36V140H35V139H30V142H29V143H31ZM212 140H213V139H212ZM216 140H217V139H216ZM220 140H222L221 137H220ZM225 140H228V139H225ZM225 140H224V141H225ZM255 140H256V139H255ZM7 141H8V140H7ZM7 141H6V142H7ZM12 141H14V142L16 143V145H17V141H18V143H19L20 140H16V141H15L14 139H11V142H12ZM21 141H20V142H21ZM24 141H23V143H22L23 145H21L23 148H24V145L27 146V145L29 144V143L27 144L26 141H25V142H24ZM63 141H65V140H63ZM194 141H195V140H194ZM253 141H254V140H253ZM14 142H12V143H14ZM76 142H77V141H76ZM76 142H73V143L76 144ZM211 142H212V141H211ZM211 142H210V145H207V144H209V143H207V144H206V143H205V144L203 143V144H204L205 146L207 145V147H208V146H211V145H212ZM220 142H221V141H220ZM222 142H223V140H222ZM24 143H25V144H24ZM70 143H71V142H70ZM79 143H80V142H78L76 145L79 146ZM196 143H197V141H196ZM201 143H202V142H201ZM226 143H228V145H229V141H227ZM230 143H231V142H230ZM4 144H5V143H4ZM4 144H3V146H4ZM9 144H11V143L9 142ZM33 144H34V143H32V145H33ZM203 144H202V145H203ZM214 144H216V143H214ZM232 144H233V142H232ZM1 145H0V146H1ZM18 145L20 146V144H18ZM32 145H31V146H32ZM34 145H35V144H34ZM34 145H33V146H34ZM71 145H72V143H71ZM80 145H81V144H80ZM218 145H220V144H218ZM223 145H224V144H223ZM228 145H226V146H228ZM234 145H235V147H237V149H235V150H236V153H237V150H238V148H239L240 146L238 147V146H236V144H234ZM11 146H13V144H11ZM26 146H25V147H26ZM82 146H83V144L81 145V149H82ZM86 146H87V145H86ZM93 146H94V145H93ZM195 146H197V145H195ZM195 146H194V147H195ZM212 146H216V145H212ZM212 146H211V147H212ZM221 146H222V143H221ZM224 146H225V145H224ZM224 146H223V149H224ZM226 146H225V148H226ZM241 146H242V145H241ZM15 147H16V146H15ZM75 147H76V146H75ZM197 147H199V145H198ZM218 147H219V146H218ZM218 147H214L213 149L216 150V148H218ZM229 147H232V146H229ZM235 147H234V148H235ZM253 147H254V146H253ZM23 148H22V149H23ZM29 148H30V147H29ZM29 148H28V149H29ZM56 148H57V147H56ZM202 148H203V147H202ZM204 148L206 149V147H204ZM232 148H233V147H232ZM232 148H231V149L229 148V149L232 150ZM240 148H241V147H240ZM240 148H239V149H240ZM243 148H244V147H243ZM254 148H255V147H254ZM38 149H39V148H38ZM73 149H74V148H73ZM76 149H77V148H76ZM76 149H75V150H76ZM79 149H80V148H78V150H79ZM84 149H87V147H85ZM219 149H220V147H219ZM226 149H227V148H226ZM244 149H245V148H244ZM246 149H247V148H246ZM25 150H27V148H26V149L24 148L23 151L25 152ZM30 150H32V151H30V152H34V151H35L34 148H31ZM87 150H88V151H89V150L91 151V149H87ZM87 150H86V153H88ZM92 150H93V149H92ZM199 150L201 151V148H200ZM203 150H204V149H203ZM220 150H222V148H221ZM220 150H219V151H220ZM230 150H229V151H230ZM233 150H234V149H233ZM240 150H241V149H240ZM38 151H40V150H38ZM43 151H44V150H43ZM80 151H81V150H79V154H80ZM84 151H85V150H84ZM206 151H207V149H206ZM222 151H223V150H222ZM238 151H239V150H238ZM241 151H242V150H241ZM244 151H245V150H244ZM36 152H37V151H36ZM69 152H70V151H69ZM81 152H82V151H81ZM91 152H92V151H91ZM201 152H202V151H201ZM203 152H204V151H203ZM203 152H202V153H203ZM223 152H224V151H223ZM232 152H233V151H232ZM232 152H231V153H232ZM34 153H35V152H34ZM42 153H43V152H42ZM70 153H71V152H70ZM86 153L83 154V155H89V154H90V153H88V154H86ZM225 153H228V152H225ZM240 153H241V152H240ZM37 154H38V152H37ZM37 154H35V155H37ZM40 154H41V153H40ZM40 154H38V155L40 156ZM61 154H62V153H61ZM94 154H95V152H94ZM206 154H207V153H206ZM233 154H234V153H233ZM35 155H33V156L26 155V156H29V158L26 157V159L24 158L23 162L21 161V162H22V164H21L22 167L25 166L24 162H28V161L31 160L30 157H33V158L35 157V158H36ZM65 155H66V154H65ZM75 155H76V153H75ZM91 155H92V154H91ZM95 155H96V154H95ZM222 155H223V154H222ZM224 155H227V154H224ZM229 155H231V154H229ZM242 155H243V152H242ZM39 156H38V157H39ZM47 156H48V155H47ZM47 156H46V157H47ZM92 156H93V155H92ZM97 156H98V155H97ZM236 156H237V155H236ZM44 157H45V156H44ZM48 157H49V156H48ZM72 157H73V156H72ZM75 157H76V156H75ZM87 157L90 158L92 162L95 161V160L93 159L94 157H93V158H91L90 156H87ZM95 157H96V156H95ZM33 158H32V159H33ZM40 158H41V157H40ZM61 158H62V157H61ZM66 158H67V157H66ZM225 158H227V156H226ZM29 159H30V160H29ZM79 159H80V158H79ZM83 159H84V158H83ZM92 159H93L94 161H93ZM227 159H228V158H227ZM231 159H232V158H231ZM34 160H35V159H33V161H34ZM55 160H56V159H55ZM70 160H71V159H70ZM73 160H74V159H73ZM225 160H226V159H225ZM251 160H252V157H251ZM40 161H41V160H40ZM40 161L37 162V163H40ZM45 161H46V160H45ZM48 161H49V160H48ZM50 161H51V160H50ZM56 161H57V160H56ZM71 161H72V160H71ZM80 161H82V160H80ZM85 161H86V160H85ZM85 161H84V162H85ZM91 161L89 160V162H91ZM227 161H230V160L228 159ZM247 161H248V160H247ZM21 162H20V163H21ZM41 162H42V161H41ZM58 162H59V159H58ZM66 162L70 163L69 161H66ZM66 162H65V163H66ZM73 162H74V161H73ZM75 162H76V161H75ZM242 162H243V161H242ZM50 163H51V162H50ZM52 163H54V162H52ZM56 163H57V162H55V164H56ZM86 163H87V162H86ZM232 163H233V162H232ZM12 164H13V163H11V165H12ZM43 164H44V163H43ZM48 164H49V162H48ZM78 164H79V163H78ZM83 164H85V163H83ZM245 164H246V163H245ZM70 165H71V164H70ZM76 165H77V164H76ZM9 166H10V165H9ZM12 166L14 167V165H12ZM17 166H18V164H17ZM50 166H51V165H50ZM74 166H75V165H74ZM77 166H78V165H77ZM225 166H226V165H225ZM236 166H238V165H236ZM239 166H243L242 163H241V165H239ZM10 167H11V166H10ZM25 167H26V166H25ZM59 167H60V166H59ZM71 167H72V166H71ZM234 167H235V166H234ZM247 167H248V166H247ZM11 168H12V167H11ZM35 168H36V167H35ZM8 169H9V168H8ZM8 169H6V170H8ZM19 169H23L24 171H23V170L19 171L20 173H19L18 176L22 175L21 172H23V173L26 172V173H27L28 170H31V168H28V169H26V168H19ZM19 169H18V170H19ZM63 169H64V168H63ZM74 169H75V167H74ZM83 169H84V168H83ZM243 169H244V168H243ZM245 169H246V168H245ZM248 169H249V168H248ZM6 170H5V171H6ZM10 170H11V169H10ZM80 170H81V169H80ZM5 171H4V172H5ZM40 171H41V170H40ZM67 171H68V170H67ZM76 171H77V170H76ZM246 171H247V170H246ZM6 172H7V171H6ZM9 172H10V171H9ZM9 172H8V173H9ZM17 172H18V171H17ZM17 172H16L15 175H17ZM62 172H63V171H62ZM68 172H69V171H68ZM248 172H249V171H248ZM60 173H61V172H60ZM63 173H64V172H63ZM65 173H66V172H65ZM24 174H25V173H24ZM27 174H28V173H27ZM27 174H26V175H27ZM29 174H31V173H29ZM56 174H57V173H56ZM56 174H55V175H56ZM79 174H80V173H79ZM242 174H243V173H242ZM26 175H25V176H26ZM32 175H33V174H32ZM60 175H61V174H60ZM83 175H84V174H83ZM83 175H80L81 178H82ZM12 176L14 177V175H12ZM23 176H24V175H22V178H20L21 180L23 179ZM27 176H29V175H27ZM41 176H42V175H41ZM78 176H79V175H77L76 179L78 178ZM249 176H250V175H249ZM16 177H17V176H16ZM30 177H31V175H30ZM34 177H35L34 175H33V178L31 177V178L33 179V182H34V180H37V179H34ZM4 178H6V176H5ZM7 178H8V177H7ZM17 178H18V177H17ZM24 178H25V177H24ZM27 178H29V177H26V179H27ZM38 178H39V177H38ZM40 178H41V177H40ZM56 178H57V177H56ZM81 178H80V179H81ZM83 178H84V176H83ZM26 179H25V181H26ZM59 179H60V178H59ZM59 179H58V181L60 182ZM63 179H64V177H63L61 180L63 181ZM70 179H71V175H70ZM73 179H74V178H73ZM76 179H75V180H76ZM18 180H19V179H18ZM29 180H31V179H28V181H29ZM38 180H40V179H38ZM56 180H57V179H56ZM81 180H82V179H81ZM81 180H79V181H81ZM6 181H7V180H6ZM62 181H61V182H62ZM66 181H67V180H66ZM0 182H2V181H0ZM8 182H9V181H8ZM19 182H20V181H19ZM30 182H31L30 184L32 185V184H33L32 181H30ZM61 182H60V183H61ZM75 182H77V180H76ZM249 182H250V181H249ZM9 183H10V182H9ZM17 183H18V182H17ZM27 183H28V182H27ZM78 183H79V182H78ZM240 183H241V182H240ZM240 183H239V184H240ZM3 184H5V183H3ZM6 184H7V183H6ZM21 184H22L23 186L25 185V183H22V182H21ZM10 185H11V183H10ZM31 185H29L28 188H30ZM241 185H242V184H241ZM245 185H247V184H245ZM5 186H6V185H5ZM23 186H22V188H25L26 185H25L24 187H23ZM27 186H28V185H27ZM27 186H26V187H27ZM33 186H34V185H33ZM243 186H244V185H243ZM15 187H16V186H15ZM17 187H18V185H17ZM177 187H178V186H177ZM239 187H241V186L239 185ZM244 187H245V186H244ZM244 187H243V189H244ZM20 188H21V186H20L19 188H17V189L19 190ZM22 188H21V189H22ZM28 188H26L25 191L28 192L29 190H31V191H30V194H31V193H32V190H33V189H31V188H34V187H31L29 190H27ZM178 188H180V187H178ZM249 188H250V187H249ZM8 189H9V188H7V190H8ZM15 189H16V188H15ZM17 189H16V191H17ZM174 189H175V187L173 188V192L178 194V192H176V191H179V189L176 188L175 191H174ZM180 189H181V188H180ZM182 189H183V187H182ZM202 189H204V188H200V191H198V192H202V191H204V190H205V191L207 190V189H204V190H202ZM227 189H228V188H227ZM10 190H11V188L9 189V191H10ZM13 190H14V189H13ZM191 190H192V189H191ZM191 190H190V188H189L190 193L192 192ZM193 190H194V189H193ZM231 190H232V189H231ZM233 190H235V189H233ZM14 191H15V190H14ZM14 191H12V192H14ZM16 191H15V192H16ZM22 191H23V190H21V193H22ZM205 191H204V192H205ZM229 191H230V189L228 190V192H229ZM244 191H245V190H244ZM247 191H249V190H246V192H247ZM17 192H18V191H17ZM23 192H24V191H23ZM183 192H184V191H183ZM209 192H210V191H209ZM19 193H20V192H19ZM34 193H35V192H34ZM40 193H43V191H41ZM171 193H172V192H171ZM181 193H182V192H181ZM195 193H196V192H195ZM195 193H194V195H195ZM207 193H208V192H206V193H203V192H202V193H200V194H202L203 196L206 197ZM240 193H242V192H240ZM15 194H16V193H15ZM15 194H14V195H15ZM183 194H184V193H183ZM185 194H186V193H185ZM187 194H188V190H187ZM231 194H232V193H231ZM12 195H13V194H12ZM18 195H19V194H18ZM25 195H26V192H25V194H24L23 196H25ZM28 195H29V194H28ZM32 195H33V197H34V194H33V193H32ZM42 195H43V194H42ZM42 195H39L38 197H40V196H42ZM172 195H173V194H172ZM191 195L193 196V194H191ZM241 195H242V194H241ZM249 195H250V193H249ZM16 196H17V195H16ZM170 196H171V195H170ZM174 196H175V195H174ZM179 196H180V195H179ZM192 196H191V197H192ZM195 196H196V195H195ZM198 196H201V195H198ZM198 196H197V198H199ZM203 196H201V197H203ZM207 196H209V194H208ZM212 196H213V194L211 193V194H210V198H211ZM224 196H225V195H224ZM226 196H227V195H226ZM226 196H225V197H226ZM229 196H230V195H229ZM242 196L244 197V194H243ZM242 196H241V198H242ZM245 196H246V195H245ZM18 197H19V198L14 197L15 200H16V199H17V200L20 199V197L23 198V197L21 196V194H20ZM25 197H26V196H25ZM176 197H177V195H176ZM176 197H175V198L173 197V199L176 200ZM180 197H183V195L180 196ZM225 197H224V198H225ZM227 197H228V196H227ZM227 197H226V198H227ZM230 197H231V196H230ZM247 197H248V195H247ZM29 198H32V197L29 196ZM29 198H28V199H29ZM41 198L43 199L44 196H42ZM41 198H40V199H41ZM171 198H172V197H171ZM186 198H187V197H186ZM189 198H190V196H189ZM192 198H193V197H192ZM38 199H39V198H38ZM42 199H41V200H42ZM179 199H180V198H179ZM184 199H185V198H184ZM184 199L182 200V202H184ZM203 199H209V197H207V198H204V197H203ZM212 199H214V198H211V199H209V200H212ZM222 199H223V198H222ZM47 200H48V199H47ZM185 200H186V199H185ZM191 200H192V199H191ZM195 200H196V199H195ZM200 200H201V199H200ZM225 200H226V199H225ZM242 200H243V198H242ZM22 201H23V200H22ZM39 201H40V200H39ZM43 201H44V200H43ZM177 201H178V197H177ZM179 201H181V200H179ZM198 201H199V200H198ZM212 201H213V200H212ZM212 201H211V202H212ZM220 201H221V200H220ZM223 201H224V200H223ZM223 201H222V202H223ZM33 202H34V201H33ZM173 202H174V201H173ZM215 202H216V199H215ZM215 202H214V203H215ZM37 203L40 204V202H37ZM180 203H181V202H180ZM205 203H207V201H206ZM31 204H32V203H31ZM198 204L200 205V202H199ZM202 204H203V203H202ZM211 204H213V202H212ZM224 204H225V203H224ZM176 205L178 206L177 203H176ZM180 205H182V204H180ZM180 205H179V206H180ZM186 205H187V204H186ZM186 205H185V206H186ZM196 205H197V204H196ZM213 205H214V206H211V207H214V209H217V208H215V207H217L216 204H213ZM161 206H163V205H161ZM177 206H175V207H177ZM197 206H198V205H197ZM201 206H202V205H201ZM97 207H98V206H96V208H97ZM102 207H103V206H102ZM169 207H170V206H169ZM173 207H174V205H173ZM194 207H195V206H194ZM91 208L93 209V207H91ZM144 208L146 209V207H143V209H144ZM164 208H165V207H164ZM177 208H178V207H177ZM179 208H180V207H179ZM199 208H200V207H199ZM208 208H209V206H208ZM84 209H85V207H84ZM204 209H205V208H204ZM211 209H213V208H211ZM102 210H103V208H102ZM109 210H110V209H109ZM146 210H147V209H146ZM167 210H168V209H167ZM174 210H175V212H176V209H175V208H174ZM207 210H208V209H207ZM207 210L205 209V211H207ZM92 211H94V210H92ZM97 211H98V210H97ZM99 211H100V210H99ZM165 211H166V210H165ZM170 211H171V210H170ZM170 211H169V212H170ZM179 211H181V210L179 209ZM199 211H200V210H199ZM89 212H90V210H89ZM102 212H103V211H102ZM149 212H150V210H149ZM152 212L154 213V211L151 210L150 213H152ZM81 213H82V212H81ZM90 213H92V212H90ZM96 213H97V212H96ZM96 213H94V214H96ZM98 213L101 214V212H98ZM106 213H107V212H106ZM133 213H134V212H133ZM102 214H103V213H102ZM102 214H101V215H102ZM98 215H99V214H97V217H98ZM101 215H100V216H101ZM103 215H105V214H103ZM199 219H200V218H199ZM201 220H202V219H201ZM203 221H204V220H203ZM196 222H197V221H196ZM198 222H199V221H198ZM198 222H197V223H198ZM197 223H196V224H197ZM199 224H200V223H199ZM135 233H136V232H135Z\"/></svg>", "mask_w": 264, "mask_h": 264}]
</instances>
